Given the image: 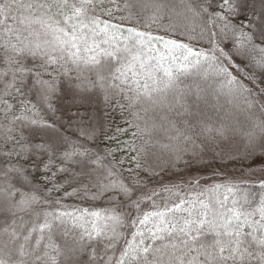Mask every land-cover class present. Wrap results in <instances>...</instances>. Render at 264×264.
<instances>
[{
  "label": "snow or ice",
  "instance_id": "snow-or-ice-1",
  "mask_svg": "<svg viewBox=\"0 0 264 264\" xmlns=\"http://www.w3.org/2000/svg\"><path fill=\"white\" fill-rule=\"evenodd\" d=\"M0 264H264V0H0Z\"/></svg>",
  "mask_w": 264,
  "mask_h": 264
},
{
  "label": "trees",
  "instance_id": "trees-1",
  "mask_svg": "<svg viewBox=\"0 0 264 264\" xmlns=\"http://www.w3.org/2000/svg\"><path fill=\"white\" fill-rule=\"evenodd\" d=\"M101 111L99 112V117L101 122L105 125V129L108 132L109 135H112L115 132V128L117 126H124L123 121L119 115L118 112H111L109 115H105V111H109L107 109L103 108V105H100ZM131 139L130 132L128 135H120L119 140L120 141H128ZM111 143L110 141H103L100 145L101 148L105 146V144ZM113 146H115L113 144ZM209 164H211L213 167L223 163L225 166V170L229 173H239L240 165L238 162L234 161H209ZM126 167H134V165L126 164ZM199 167L201 169L200 172H196L195 168ZM212 167H205L203 164L201 165H193L191 169L185 168L183 164L179 166V170L174 169H165L164 172H161L160 177H154L152 183H156V181L167 183L170 180H179L181 177H187L188 175H202V177H207L211 174ZM203 182V180H202ZM151 186V185H150ZM73 201H69V203H72Z\"/></svg>",
  "mask_w": 264,
  "mask_h": 264
}]
</instances>
